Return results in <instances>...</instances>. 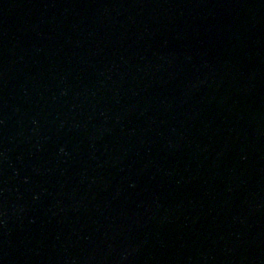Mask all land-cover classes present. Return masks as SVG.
<instances>
[{
    "label": "water",
    "instance_id": "water-1",
    "mask_svg": "<svg viewBox=\"0 0 264 264\" xmlns=\"http://www.w3.org/2000/svg\"><path fill=\"white\" fill-rule=\"evenodd\" d=\"M0 264H264V0H0Z\"/></svg>",
    "mask_w": 264,
    "mask_h": 264
}]
</instances>
